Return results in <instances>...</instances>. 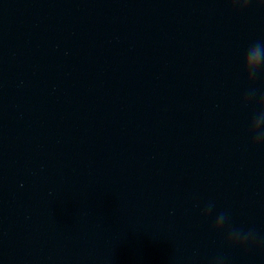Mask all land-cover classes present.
I'll return each mask as SVG.
<instances>
[{"label": "clouds", "instance_id": "9594fccd", "mask_svg": "<svg viewBox=\"0 0 264 264\" xmlns=\"http://www.w3.org/2000/svg\"><path fill=\"white\" fill-rule=\"evenodd\" d=\"M233 10L245 11L252 0H228ZM262 66H264V43L256 42L251 45L244 56L243 73L247 80L251 83L255 81L260 74ZM255 89L249 90L244 96L242 103L248 107L255 100ZM258 111L253 113V117L248 125V134L252 139L254 146L264 144V95H261L258 102ZM215 205L212 202L202 210V214L207 217L211 214ZM213 231L226 232V244L231 247H251L257 240V235L254 229L233 228L228 222V215L225 212H220L213 224ZM264 243V241H261ZM215 264H222V259L218 258Z\"/></svg>", "mask_w": 264, "mask_h": 264}]
</instances>
